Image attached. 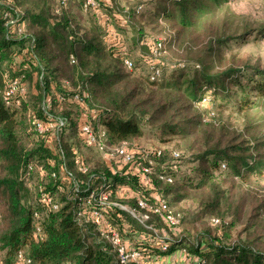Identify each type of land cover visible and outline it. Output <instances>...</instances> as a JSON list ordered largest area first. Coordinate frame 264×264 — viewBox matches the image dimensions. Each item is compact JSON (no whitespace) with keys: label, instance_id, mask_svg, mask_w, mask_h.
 <instances>
[{"label":"trees","instance_id":"obj_1","mask_svg":"<svg viewBox=\"0 0 264 264\" xmlns=\"http://www.w3.org/2000/svg\"><path fill=\"white\" fill-rule=\"evenodd\" d=\"M98 2V12L89 13L99 23L104 21L101 12L106 10L109 3L105 0ZM224 2L226 0H162L161 8L153 7L148 12L142 10L146 4L136 6L133 15H139L141 19L136 29L138 35H142L143 24H156L159 27L163 25L166 37L162 40V51L168 45L171 48H183L204 43L195 62L178 61L165 67L160 58L152 54L156 41L149 42L145 45L146 54L141 53L139 56L145 63L144 71L137 61L130 59V52L124 45L116 47L108 43L109 36L121 38V34L112 25L99 24L106 31L103 39H100L96 26L86 28L83 24L79 9L73 14L70 6L75 5H81V11L87 14L82 9V0H68L67 7L58 14H55L56 0H10L7 7L0 6L12 19L19 15L16 23H21L24 28L22 36L13 37L5 26V20L0 17V68L14 75H22L27 86L26 97L20 106L11 108L2 100L0 79V264H19L16 259L19 250L29 260L28 264H119L116 253L100 237L94 225L76 219L78 199L84 195V190L106 186L112 189L111 199L129 210L145 212L143 209L139 210L137 199L143 198L147 202L149 220L144 225L141 224L140 232L146 233L145 238L150 237L156 241L148 242L143 238L142 245L133 242V229L124 227L127 224V211L121 207H113V223H116L117 230L121 236L132 240L133 245L141 250L146 262L148 259L158 260L184 248L190 255L200 259L199 264H264L263 235L256 231L246 233L245 236L238 233L237 239L223 242L225 232L221 231L232 225L226 218L210 217L209 226L217 229L215 234L204 237L197 233L191 246L185 242L182 230L173 236L159 232L156 222L160 221L166 228L169 227L152 211L157 205L154 195H160L165 200L170 212L179 218L178 227H182L184 216L172 210L165 195L181 183H192L190 188L197 185L190 179L191 174L182 178L179 183L182 167L185 165L184 156L179 150L171 149L167 155L163 149L154 148L160 150L161 155L155 159L152 173L143 176L134 169V165L109 166L101 161L99 166L92 168L75 144L69 148L70 157L65 148V138L72 128L78 138V119L84 114L90 119L94 110L92 124L101 126L106 134V143L114 145L119 142L128 143L143 136V124L154 127L159 140L190 135L196 139L198 132L207 127L206 124L211 129L219 125L214 103L220 93H229L230 83L240 87L243 93L244 99L241 102L240 98L239 105L253 103H249L248 98L253 92L264 98L263 71L250 67L247 63H221L222 60L217 59L219 50L214 51L212 48L213 43H224L225 40L220 37L225 36L224 33H218L212 23L204 18L208 14L212 15ZM17 9L20 13L15 11ZM121 16L123 18H120V25L126 26L130 22L129 17L125 14ZM24 49H27L30 57L18 58ZM207 53L213 55L208 64L201 60ZM71 55L75 59L74 63L70 61ZM125 58L133 62L131 71L124 67ZM151 67L159 70L157 76L151 73ZM244 71H251L252 74L248 76L247 84L241 85ZM252 76H259L260 80L249 83ZM252 83L253 87L250 85ZM36 88L40 98L35 104H31L29 93L32 95ZM76 88L90 94V98L86 100L87 109H82L69 98ZM203 99H207L208 113H214L211 119L207 116L208 120L204 115L200 117L194 114ZM44 111L66 121L61 135L63 157L60 159L44 146L30 127V115L42 117ZM236 139L231 137L223 146L219 142L206 149L197 157V161L208 163L207 158L211 157L213 163L210 170L213 169L218 174L230 172L231 178L237 181L242 180L245 173L261 174L264 152L258 154L257 150L264 145V140L259 137L249 140L240 138L239 141ZM78 140L82 146L93 150L84 145L81 139ZM74 151L87 166L85 173L77 169ZM134 151L136 162L139 163L136 167L145 164L140 158V150ZM172 151L179 152L177 159L172 158ZM28 164L40 165L44 171L28 172ZM61 164L79 182L76 186H59L58 182L49 177L52 172H60ZM159 174L171 176L172 182L160 180ZM213 177L209 171L203 172L202 185L206 184V180L207 183L210 182ZM196 178L199 180L201 176L197 175ZM39 185L59 205L58 210L49 211L38 202ZM119 187L122 188V193L118 192ZM208 204L213 213L218 215V201ZM34 211L41 216L40 238L33 235ZM240 211L241 208H236V217H239ZM212 219H217L218 223L213 224ZM148 225H152L151 229L147 228ZM245 229L247 227L241 232H245ZM160 241H164L165 249Z\"/></svg>","mask_w":264,"mask_h":264},{"label":"rangeland","instance_id":"obj_2","mask_svg":"<svg viewBox=\"0 0 264 264\" xmlns=\"http://www.w3.org/2000/svg\"><path fill=\"white\" fill-rule=\"evenodd\" d=\"M105 1L109 5L105 11L101 12V18H104V21H100L99 23L91 13L86 12L87 14H84L81 11V5L70 6V9L73 14L75 10L79 9L80 15L83 18V24L86 28L96 26L95 28L99 33L100 39H103L106 31L99 24L106 23L112 25L121 34V38L115 35L116 41L123 40L125 49L130 52V59L137 61L136 63L140 69L144 71L146 66L139 56L141 53L146 54L147 49L145 45L156 40H163L166 34L162 30L163 25L159 27L156 24H143L142 35H138L136 29L141 19L139 15H133V10L140 4H146L142 7V10H145L144 12H148L153 7L161 8L162 0H156L155 2H148V0ZM150 3L155 4L150 5ZM121 14L128 15L129 17L130 22L126 26L120 25V18H123ZM204 20L210 21L218 30V33H224L225 37H220L225 40L224 43L212 44L214 51L219 50L217 59H221V63L226 64L231 63V61L235 65L247 63L250 67L264 72V43L260 38V33L264 32V0H226L220 7L216 8L212 15H206ZM203 44L201 42L183 48H171L168 45L166 50L160 52L157 58H160V62L165 67H169L178 61L195 62L199 57L200 50L203 49ZM212 56V54L207 53L201 60L208 64ZM218 63L219 61L216 62V64ZM250 74H252L251 71H244L242 73L241 85L247 84L246 80ZM74 77L76 79V75ZM258 80H260L259 76H252L249 83ZM250 85L253 87V83ZM228 89L229 93H220L214 103L219 125L211 129L210 125L206 124L207 127H203V131L201 129L198 132L196 139L195 136L190 135L184 138L172 137L170 139L159 140L155 128L143 124V136L128 142L130 147L137 148L140 151H151L154 148H158L163 149L168 155L171 149H176L183 154L185 165L182 167L181 174L183 177L180 176L179 183L188 174H191L190 179H193V183L197 185L190 188L192 183H181L172 188V190H169V193L165 196L172 210H176L181 216H184V223L182 227L180 226L172 230L166 228L160 221L156 222V224L157 229H159V232H163V235L173 236L179 234L180 230H182L185 233L183 235L184 240L189 246L196 240L197 233L203 234L204 237L207 234H215L217 229L209 226V218L212 216L226 218L228 222H232V225L221 231L225 232V236L222 237L223 242L227 243L237 239L238 233H242V236H245L246 233L254 231L263 235L262 241L264 242V167H262L261 174L245 173L244 178L237 181L231 178L230 172L218 174L217 171L210 170L209 168L213 163L211 162V157L207 158L208 163L200 160L197 161V157L206 151V149L217 145L219 142L223 146L224 142L231 137H236V141H239L240 138L249 140L254 137L264 140V98L253 92L248 97L249 103H253H240L239 105L240 98L242 99L241 102L244 99L240 87H235L234 83H230ZM32 93V95L29 93V101L31 104H35L40 98V93L38 89ZM227 96H229L228 99H226ZM208 107L206 103H202L200 106H197L195 113H193L200 117L204 115L205 119L208 120ZM33 137L35 138V135ZM21 139L22 142L26 143L24 138ZM79 142L75 135V130L72 128L65 138V148L69 157V148L72 144H75L86 158L89 166L92 168L99 166L102 161L100 156L93 150L85 148ZM257 152L258 154H262L264 152V145L259 147ZM229 169L231 170V167ZM205 171H209L214 177L211 178L210 182L207 183L206 180V184L202 185V174ZM197 175L201 176V179L198 180L196 178ZM121 189V187L117 189L119 193H122V191L120 192ZM214 200L218 201V207L216 208L218 210L216 214L218 215L213 213L211 206H208V203ZM238 207L241 208V211L239 217H236V208ZM126 221V226L133 229L131 233L134 236L133 242L142 245L143 242L140 237L142 225L138 220L131 218L130 215H127ZM246 227L247 230L245 229V232H241ZM146 238L143 240L148 242L156 241L150 239V237L147 240ZM175 252H173V255L168 254L173 256L170 258L171 260L168 264H176V259L174 258ZM0 256H2L1 253ZM145 263L148 264L146 259ZM155 264H167V261L156 260Z\"/></svg>","mask_w":264,"mask_h":264},{"label":"built area","instance_id":"obj_3","mask_svg":"<svg viewBox=\"0 0 264 264\" xmlns=\"http://www.w3.org/2000/svg\"><path fill=\"white\" fill-rule=\"evenodd\" d=\"M104 1V0H101ZM10 0H0V6L7 7ZM68 0H56L55 14H58L62 9L67 7ZM99 6L98 0H82V9L84 12H96ZM20 13L19 10H15ZM19 16V15H18ZM16 15L15 18H10L8 12L4 8H0V17L5 20V26L8 28L9 34L13 37H20L24 34V28L21 23H16L19 19ZM8 34V35H9ZM112 40H115V36H112ZM261 41L264 43V32L261 34ZM163 50L162 40H156L155 47L152 50V54L157 58L160 52ZM30 57L27 53V49H24L18 58ZM70 61L75 62L74 57L71 55ZM27 59V58H26ZM18 60V59H17ZM124 67L127 71H131L133 68V62L130 59L125 58L123 60ZM151 73L155 76L158 75V69L150 68ZM0 79L2 82L1 97L5 105L11 108H17L20 103L25 99L27 93V86L23 81L22 75H14L12 72L2 70L0 68ZM73 94H70L69 98L72 102L78 104L82 109H87L86 100L90 98V94L87 91H80L76 88ZM48 104V100L46 102ZM203 103H207V99H203ZM44 104V108H46ZM91 118L89 119L85 114L78 119L77 133L78 138L81 139L82 143L90 148H92L101 159L110 165H134V169L140 172L141 175L147 176L152 173V167L155 164V159H158L161 155L160 150L151 151H139L140 158L145 161V164H140L136 167V155L137 150L134 147H130L126 142H119L114 145H109L106 143L105 131L97 123H94L93 114L95 110L91 112ZM214 113L209 112L208 118H213ZM29 123L31 129L34 131L37 138L43 141L44 146L50 151L57 154L59 159L63 157L61 135L62 131L66 126L65 119L61 117H53L48 115L44 111L42 117H37L35 114H31L29 117ZM76 155V167L82 173H85L88 169L87 166L82 161L81 157L74 151ZM171 156L173 159H177L179 152L172 151ZM224 168V165L221 166ZM28 172L38 170L39 172L44 171L40 165H27ZM54 182H58L61 185L76 186L79 182L75 180L70 172H67L63 164L60 165V172H52L49 174ZM160 180L166 183H171L172 178L166 174L158 175ZM24 180V179H23ZM38 202L46 207L47 210L55 212L58 210L59 205L53 200L52 196L49 195L43 189V186L39 185L37 189ZM112 189L109 186L106 188L90 189L84 190V195L78 199L76 219L83 223H91L94 225L95 230L99 233L100 237L112 248L116 253L119 264H145V258L141 250L133 245L132 240L128 237H123L120 235L116 228L114 208L121 207L126 210L128 216L139 221L140 224L144 225L149 220V215L147 209L149 206L143 198L137 199V205L139 210L143 209L145 212H136L135 210H129L125 206H120L116 201L111 199ZM156 200V207L152 209L154 214L159 215L163 222L172 230L179 226V218L173 215L165 200L160 197V195H154ZM151 209V208H150ZM40 214L34 211L32 214V223L34 227V237H41L40 228ZM213 224H217V219L211 220ZM127 227L126 225L124 226ZM152 225H148L147 228L151 229ZM134 237V236H133ZM141 239L145 238L142 233L140 235ZM165 237V236H164ZM159 243V241H158ZM161 246L165 249L164 241H160ZM175 259L179 260V264H199L200 259L196 256L190 255L184 248L177 250L175 253ZM17 263L28 264L29 260L23 255V252L19 250L16 253ZM175 260V261H176ZM68 264V263H65Z\"/></svg>","mask_w":264,"mask_h":264},{"label":"crops","instance_id":"obj_4","mask_svg":"<svg viewBox=\"0 0 264 264\" xmlns=\"http://www.w3.org/2000/svg\"><path fill=\"white\" fill-rule=\"evenodd\" d=\"M109 44H111V45H115L116 47H118V46H121V45H123V40L122 41H116V40H112V37L111 36H109ZM99 155V154H98ZM101 158V157H100ZM102 160V159H101ZM103 161V160H102ZM170 255H173V253L172 254H170ZM170 255H165V256H163V257H161V258H159L158 260H161V261H167V264L170 262V258L171 257H173V256H170ZM175 258V257H174ZM150 261V262H149ZM149 261H147V263L148 264H155L156 263V260H152V259H149ZM179 262V260H176V264H179L178 263Z\"/></svg>","mask_w":264,"mask_h":264}]
</instances>
